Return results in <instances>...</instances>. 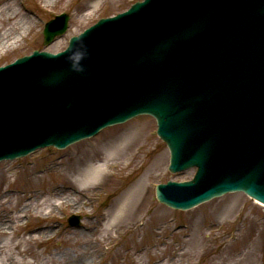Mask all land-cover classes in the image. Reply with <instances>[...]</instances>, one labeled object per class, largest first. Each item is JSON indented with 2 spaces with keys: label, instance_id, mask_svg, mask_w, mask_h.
Here are the masks:
<instances>
[{
  "label": "rangeland",
  "instance_id": "obj_1",
  "mask_svg": "<svg viewBox=\"0 0 264 264\" xmlns=\"http://www.w3.org/2000/svg\"><path fill=\"white\" fill-rule=\"evenodd\" d=\"M136 1L138 0H52L49 2L47 0H0V8L12 5L18 8L21 14L28 15L33 20L17 44L10 51L0 54V65L28 55L35 49L51 53L60 52L67 46L70 37L79 34L101 17L126 10ZM63 12L70 15L66 33L49 45H43L44 22ZM13 20L11 19V23ZM14 35L15 33H12L10 37ZM130 129L138 133V143L144 140L147 142L142 147L135 146L133 147L135 149H131L134 154L138 153L140 156L141 169L132 173H122L115 165H111L102 173L98 187L83 190L81 193L72 194L71 191L64 193L63 198L69 197L75 204L68 203L62 209H55L54 214L48 219L50 223L56 224L57 230L62 234L60 238L75 241V250L78 254L88 251L86 248L93 249L96 258L90 264H135L131 262V257H136L133 255L137 252L133 250L135 247L142 252L140 255L143 256L146 264L147 261L152 262V260H162L161 264H222L225 258H229L232 264L241 259L245 260V264H264V207L242 193H229L187 211L170 209L156 200L154 193L156 184L165 183L168 180H190L193 177L194 168L179 174H172L167 170L169 152L166 145L156 136L155 120L150 116H138L123 124L106 128L96 136L81 140L65 149L43 148L22 158L0 161V168L8 167L9 164L16 167V174L13 176L15 181L9 190L16 191L19 195L29 191V188L33 191L48 190L49 192L53 187L63 190L70 184L60 175L64 173L66 166L71 164L73 158L80 157L86 148L100 140L112 135H114L112 138H115L118 134ZM159 155L163 163L161 167L157 171L145 174L144 168L152 164ZM54 164L57 165L56 171L50 170ZM34 173L40 176L38 177L40 182L36 186H33ZM141 180L147 189L144 203H141L138 209L143 215L130 226L132 231L139 224L144 226L142 229L139 228L140 235L136 238L131 237L136 239L139 245L132 246L130 232L125 231V228L121 230H124L123 233L119 230L117 236L114 233L110 234L98 244L96 238L103 237L99 232L104 224L103 214L108 210L110 201L114 197L121 196L133 184ZM45 196L50 198L48 195ZM15 202L16 197L10 194L9 205L0 206V219L4 216L11 218L8 210ZM232 205H236L237 208L233 213L223 217L221 211L226 206ZM73 214L82 217L79 227L67 225V218ZM11 220L14 222L13 218ZM195 223H201L203 227V247L197 251H188L185 255L183 252L187 249L186 242L192 237ZM57 243L58 238L50 239L38 248L37 252L40 251V253L36 258L28 257V260L37 264L43 257L55 252ZM119 245H121V255L115 260L112 249ZM44 248L47 249L48 254L42 255L41 250ZM34 249H37L35 245L31 247V250ZM151 253L155 254L154 258L150 256Z\"/></svg>",
  "mask_w": 264,
  "mask_h": 264
},
{
  "label": "water",
  "instance_id": "obj_2",
  "mask_svg": "<svg viewBox=\"0 0 264 264\" xmlns=\"http://www.w3.org/2000/svg\"><path fill=\"white\" fill-rule=\"evenodd\" d=\"M149 1L150 0H144L143 3L135 4L130 11H137ZM220 3L224 8L220 7L218 4V10L225 12H228L236 5L245 10L251 6V2L248 0H220ZM235 11L236 13H241V10L238 8H235ZM222 20L225 22H232L231 20L222 18L216 21L220 22L218 24H221ZM55 21V25L48 24L49 26L47 25V28L44 31L45 43L49 42L54 36L63 33L66 29V18L64 16L57 17ZM182 22L187 26L190 23V19L185 17L183 18ZM202 23L207 24L212 28V30L207 33V36L201 37V39L205 38L203 40L204 42L214 43L219 41L224 36L223 34L220 35L217 31L213 30V25L208 24L205 19H203ZM229 27L230 25H225L224 31ZM93 28L87 30L84 35L82 34L79 37L72 38L70 40V47L74 44H79L80 39L89 34ZM196 31H198L200 34L203 33L200 30ZM82 50L87 51L88 48L85 47ZM37 56L54 57L49 54L35 55V57ZM184 56L187 58V60H190L193 65L201 68L198 57L194 52L184 51ZM23 61L24 60H20L11 67L23 63ZM60 66L62 67V70L53 76L51 82L40 84V86L39 84H36L34 87H38V89L50 88L55 91L61 90L63 92L62 94L72 100V97L70 96V88H64L66 83H70L71 74H68V71L71 70V65L66 66V64L62 62L60 63ZM153 81L158 83L162 88L173 85V87H175L177 90H181L186 85V77L175 75L170 71L156 72L153 77ZM30 87L33 88L32 86ZM60 98V96L59 98H55L53 101L48 103L47 107L37 109L33 113L27 103L22 101L20 98L11 95V107L34 117L33 120L26 123L14 133L13 137L15 142L26 141L39 131L52 130L65 136L60 135L53 139L37 141L28 145H24L20 148L1 153L0 158L2 156L7 158L22 156L38 147H43L50 144H53L57 147H64L81 138L95 134L102 127L123 122L140 112H148L157 117L159 125L158 133L170 148L171 160L169 170L172 172H177L191 166L198 167L196 177L190 182H168L166 185H158L156 187V197L159 202L176 209H187L202 201L220 196L228 191L243 190L248 195L264 203V172L262 171L264 169V139L241 140L239 142L240 145H238L237 148L233 146H226L225 148L228 155L233 156V158H230L231 162L229 168H232L235 171L238 170L239 173L231 174L227 178H223L214 182L218 174L217 170H219L221 167L227 169V167L212 157H209L207 163L202 152L196 149L194 146L192 139V131H195L196 136L198 135V131L192 129L191 119L194 122L204 120L206 123H208V119L211 116V110L209 108L205 109V107L201 105L179 108L178 114L172 117L171 113H167L169 100L164 97H155L143 103V106L146 108H137L131 111L128 110L117 115L111 114L114 109L112 105H104L102 114H93L92 107L88 105L86 108L87 112L83 113L82 116L59 125L54 123L52 120L55 114L61 110L60 103L63 101ZM169 110L172 111L173 108L171 107ZM249 112L250 111L247 110L244 111L243 116L246 117ZM166 119H168V122ZM177 120L179 122V130L178 128L175 129L178 131H176L177 136L176 139H174L173 135L169 131L168 125L171 123H176ZM211 146L212 143L209 142V144L202 149L209 153ZM214 164L216 167H220L215 171H212L207 180L204 181L202 179L203 170H205L208 165L212 166ZM78 220L79 217H71L69 222L78 224Z\"/></svg>",
  "mask_w": 264,
  "mask_h": 264
},
{
  "label": "bare ground",
  "instance_id": "obj_3",
  "mask_svg": "<svg viewBox=\"0 0 264 264\" xmlns=\"http://www.w3.org/2000/svg\"><path fill=\"white\" fill-rule=\"evenodd\" d=\"M11 19H14L12 23ZM32 21L28 15L21 14L20 10L12 5L0 8V22H2V25H0V54L10 51L17 44V41L27 31ZM12 33H15V35L10 37ZM112 137L108 136L106 139L100 140L90 146L91 148H86L80 157L73 158L71 164L66 166L64 173L60 175L70 184L65 186L63 190L53 187L49 192L48 190L33 191L29 188V191L19 195L18 192L9 190L15 181L13 176L16 174V167L9 164L8 167L0 168V206L9 205L10 194L16 197V202L8 210L11 218L4 216L0 219V264H34L28 260V257L36 258L40 253V251L37 252L38 248L54 238H58L55 252L43 257L37 264H90L94 261L96 255L93 249L86 248L88 251L78 254L75 250V241L60 238L62 234L57 230L56 224L54 225V222L50 223L48 219L54 214L55 209H62L68 203L75 204L69 197L63 198L64 193L69 191L72 194L81 193L83 190L98 187L102 173L109 166L115 165L122 173H132L141 169L140 156L138 153L134 154L131 149L135 146H137L136 148L142 147L147 142L144 140L142 143H138V133L132 129L118 134L115 138ZM162 164L159 155L152 164L144 168L145 174L157 171ZM56 168L57 165L54 164L50 167V170L56 171ZM34 174L33 186H36L40 182L38 180L40 176ZM146 191L147 189L141 180L133 184L121 196L114 197L110 201L107 213L103 214L104 224H102L99 232L100 236L103 237L96 238L98 244L108 238L110 234L114 233L117 236L119 230L121 233L124 230L130 232V238H136L137 235L141 234L139 228L144 227H142V224L134 227L133 231L130 230V226L137 219L142 218L143 214L139 213L138 209L141 207V203H144ZM235 208H237L236 205L226 206L221 211V215L225 217V215L233 213ZM142 211L144 212V209ZM12 218L14 222L11 220ZM21 228L23 230H20ZM123 228L125 229L121 231ZM202 234L203 227H201V223H195L191 233L192 237L187 240V249L184 250L183 254L186 255L188 251H197L203 247ZM130 241L134 247L139 245L136 239L131 238ZM34 245L37 249L31 250ZM133 250L139 252L140 249L135 247ZM41 251L42 255L48 254L45 248ZM112 252L116 260L121 255V245L114 248V250L112 249ZM136 253L133 254L136 255L135 258L131 257L133 260L131 262L146 264L143 261V256L140 255L142 252ZM151 255L153 258L155 257L153 253ZM161 261H147V264H161ZM222 264L232 263L229 258H225ZM234 264H245V260L241 259Z\"/></svg>",
  "mask_w": 264,
  "mask_h": 264
}]
</instances>
